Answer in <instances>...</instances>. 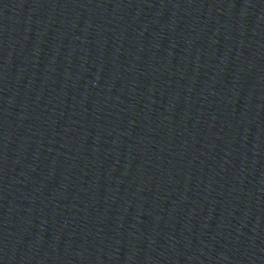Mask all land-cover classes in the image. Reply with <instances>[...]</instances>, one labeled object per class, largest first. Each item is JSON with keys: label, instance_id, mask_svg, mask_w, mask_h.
<instances>
[{"label": "water", "instance_id": "obj_1", "mask_svg": "<svg viewBox=\"0 0 264 264\" xmlns=\"http://www.w3.org/2000/svg\"><path fill=\"white\" fill-rule=\"evenodd\" d=\"M0 264H264V0H0Z\"/></svg>", "mask_w": 264, "mask_h": 264}]
</instances>
